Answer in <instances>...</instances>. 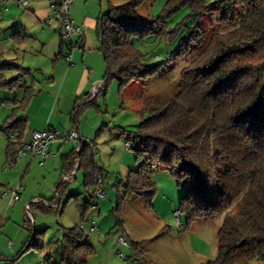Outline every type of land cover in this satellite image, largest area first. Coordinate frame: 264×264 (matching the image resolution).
I'll return each instance as SVG.
<instances>
[{
  "label": "trees",
  "instance_id": "16d2710c",
  "mask_svg": "<svg viewBox=\"0 0 264 264\" xmlns=\"http://www.w3.org/2000/svg\"><path fill=\"white\" fill-rule=\"evenodd\" d=\"M145 1L109 5L100 15L96 33L105 62L103 86L74 111L76 117L83 109L95 107L96 98L106 94L113 79L123 89L133 81L159 77L172 64L188 60L174 83L172 96L164 100L158 95L148 97L138 112L137 131L128 134L132 142L140 140V148L135 150L138 168L128 174L122 195L117 194L116 212L132 197L142 198L149 205L156 190L151 175L166 169L183 189L178 210L187 225L222 216L216 233L217 254L207 264L252 259L264 264V0H168L162 14L151 21L138 14ZM185 9L189 24L185 22L177 35L180 28H168L166 19ZM205 14H213L217 24L232 29L207 35L201 25ZM176 35L178 46L169 58L153 65L146 63L134 43L152 37L172 41ZM63 44L66 53L68 46L61 40V47ZM5 70H15L16 77L1 80L0 88L18 89L15 83L26 71L0 63V71ZM22 101L12 102L20 104L13 112L22 109ZM153 126L160 128L153 131ZM14 130L19 135L16 143L7 146L10 161L24 134L23 121L10 115L0 124V133L6 138ZM94 155L92 146L79 144L68 163L72 168L67 174L73 172L78 161L85 194L95 187L96 177L102 176ZM65 189L58 186L59 196ZM68 199L74 201L83 224L91 202L82 194ZM49 204L39 206L41 211L57 213L59 205ZM25 218L29 238L20 254L30 247L40 248L39 237L45 231L35 230L26 214ZM80 225L64 228L62 239L55 243L60 246L62 264H87V257L93 253ZM131 246L136 259L148 264L143 261L142 249L136 243ZM44 260L51 264L49 253Z\"/></svg>",
  "mask_w": 264,
  "mask_h": 264
},
{
  "label": "rangeland",
  "instance_id": "374dc122",
  "mask_svg": "<svg viewBox=\"0 0 264 264\" xmlns=\"http://www.w3.org/2000/svg\"><path fill=\"white\" fill-rule=\"evenodd\" d=\"M128 1L130 0H110L113 5H122ZM167 1L146 0L138 9V14L143 20L151 21L162 14ZM205 1L215 2L218 0ZM186 14H188L187 9L166 19L167 27L170 29L180 28L177 32L178 35L185 22L186 25L189 24ZM201 25L206 29L207 35L213 31L226 32L232 29L230 26L217 24L213 14L203 15ZM44 29L41 35H44L43 38L49 44L46 45L43 53L51 54L54 49V41L59 36L53 32L55 27H45ZM39 31L28 30L26 33L33 36ZM183 32L180 33V36L184 34ZM177 35L172 41H168L167 37H152L144 42L135 41L134 43L144 54L146 63L153 65L169 58L172 51L178 46ZM40 48L41 45L29 37L21 49H16V47L12 51L5 49L3 58L0 55V61L11 57L16 58L11 61L12 64L20 65L23 59L24 66L27 67L26 64H30L33 59L30 55ZM187 64L188 60L183 59L169 66L166 72L159 77L146 82L136 80L123 89H120L117 80L113 79L108 83L106 94L98 97L97 105L88 108L84 115L82 125L85 132L89 133L87 139L93 141L94 158L97 166L102 168L101 187L105 193V198L101 201L91 200L89 192L85 194L83 191V172L77 173L74 193L82 194L84 200L91 202L93 206L82 224L83 231L87 235L85 241L93 248V253L87 257V264H141L134 256L131 246L135 243L140 250L142 249L143 261L148 264H207L215 259L217 254L216 233L222 223V216H218L214 220L198 219L189 225L186 224L185 217L180 216V229L173 213L179 209L183 189L176 184L170 171L166 169H158L151 175L156 190L149 205L142 198L132 197L121 203L120 210L116 212L117 194L122 195L123 185L126 184L128 174L138 168V163L135 161V150L140 148V140L132 142V136L128 135L137 131V126L140 123L138 112L148 97L158 95L163 100L171 97L174 83L181 69ZM15 96L19 97L16 91L0 92V119H6L11 113V109L9 110L5 106L1 107V102ZM152 128L154 131L160 126ZM125 139L132 143V149L125 148ZM25 214L31 225L37 227L35 230L45 231L39 237V246L42 249L30 247L25 252L20 264H48L44 260V255L48 253L51 264H62L60 262L61 249L60 246H55V243L62 239L64 228L80 225L74 201L71 199L68 203L63 204L57 213L34 215L31 213L32 218L26 211ZM33 218L36 220V225L33 223ZM117 220L121 222L120 226H117ZM91 221H95L98 233L89 231ZM119 238L125 239L126 246L117 243ZM2 243L0 242V247ZM5 246L8 247L7 240H5ZM231 264H258V262L255 259L238 260Z\"/></svg>",
  "mask_w": 264,
  "mask_h": 264
},
{
  "label": "crops",
  "instance_id": "0c3cea01",
  "mask_svg": "<svg viewBox=\"0 0 264 264\" xmlns=\"http://www.w3.org/2000/svg\"><path fill=\"white\" fill-rule=\"evenodd\" d=\"M109 5H113L110 0H72L69 9L70 17L73 24L80 27L81 35L75 38L74 47L68 48L67 52L71 56V62L68 63L64 57L67 47L64 44L61 47L62 39L56 30V25L49 23L51 16L49 0H31L25 9L12 0H0L1 58L4 56L5 49H9L8 51L14 50V47L21 49L29 37L41 45L40 49L33 51L34 54L30 55L33 59L30 58L32 62L26 64L27 67L24 66L23 59L20 65L11 63L16 58L10 57L0 61V63L25 70L27 73L15 83L18 89L0 88V92L16 91L19 94V97L3 100L1 107L11 109L10 115L23 121V143L30 142L32 131H41L45 128L60 134L76 128L81 138L80 141L51 144L47 149L48 158L42 164L39 158L19 156L9 165L6 138L0 133V242L4 243L0 247V264H20L25 256V252L20 253L29 238V232L24 226L26 204L35 203L31 210L33 215L44 214L39 207L42 206L41 201L54 202L53 207L59 205L58 212L64 203L71 200L68 199L70 195L80 194L74 193L76 187L74 182L77 173L82 170L79 169L78 161H76L73 172L67 174L72 168L68 163L72 160V154L77 151L79 144L92 146L93 141L87 139L89 133L85 132L82 125L88 108L83 109L76 117H74V111L76 106L83 105L97 94L94 95V90L103 81L105 62L99 50L96 30L100 15L107 11ZM45 27H55L53 32L59 36L54 41L51 54L43 53L46 45L49 44L43 38L44 35H41ZM28 30L40 31L31 36L26 33ZM14 35L19 36L15 38ZM14 77H16L15 70L0 71V81H8ZM27 92L29 94L26 97ZM25 97L27 99H24ZM98 97L95 105H97ZM13 101H22L24 103L22 109L13 112L20 106V104L12 103ZM4 120L0 119V124ZM98 168L102 171V168ZM65 176H70L68 183H62ZM17 185H20L17 202L11 203L9 196H1L3 191L13 189ZM60 185L66 187L62 196H59L57 192ZM91 195L92 190L89 191V198L94 200ZM32 214L30 213L31 218ZM33 223L36 225L35 218H33ZM177 226L181 229V222ZM5 240H7L8 247L5 246Z\"/></svg>",
  "mask_w": 264,
  "mask_h": 264
},
{
  "label": "built area",
  "instance_id": "2783aa9c",
  "mask_svg": "<svg viewBox=\"0 0 264 264\" xmlns=\"http://www.w3.org/2000/svg\"><path fill=\"white\" fill-rule=\"evenodd\" d=\"M14 1L19 7L27 8L30 4L31 0H12ZM72 4V0H49V10L51 11V16L49 18V23H55L56 30L63 41H65L68 45L69 49H72L75 44V38L81 35L80 27H77L73 24V21L70 17V6ZM65 60L70 63L71 56L69 52L64 54ZM103 86V82L99 84L97 89L94 90V95L97 93L99 88ZM18 132L14 130L8 137H6L7 146L16 143L18 138ZM80 135L76 128H72L69 131L60 134L57 131L50 130L45 128L41 131H32L31 132V140L29 143L21 142L19 144L18 149L16 150L14 159L19 156H30L32 158H39L40 164H42L48 158L47 149L51 144L57 142H66V141H80ZM125 148L127 150L131 149V143L127 141L125 143ZM78 150V148H77ZM7 162L9 165L12 164L7 158ZM70 180V176H65L62 179V183H68ZM102 176H97L95 179V187L92 191V198L96 201H101L105 198V193L102 191ZM19 190L20 185H17L13 189H7L3 191L1 196H9L10 202L15 203L19 200ZM37 202V201H35ZM43 206L49 207L50 204L46 201L40 202ZM35 204L34 202L28 203L25 205V211L30 215V208ZM174 218L177 221V225L180 222V212L176 210L174 213ZM91 226L89 227V231L91 233H98L95 221L90 222ZM82 228V224L80 225ZM117 243L121 246H126V241L124 238H119ZM121 257V254L119 255Z\"/></svg>",
  "mask_w": 264,
  "mask_h": 264
}]
</instances>
